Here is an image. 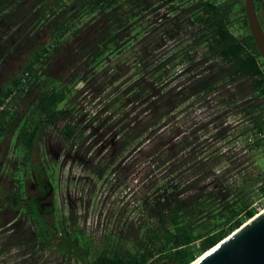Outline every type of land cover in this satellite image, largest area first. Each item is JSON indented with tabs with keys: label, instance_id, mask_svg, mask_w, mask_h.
<instances>
[{
	"label": "trees",
	"instance_id": "16d2710c",
	"mask_svg": "<svg viewBox=\"0 0 264 264\" xmlns=\"http://www.w3.org/2000/svg\"><path fill=\"white\" fill-rule=\"evenodd\" d=\"M236 3L241 35L231 30ZM86 27L79 54L69 51L65 71L53 75L50 63L68 49L66 36L79 41ZM23 45L28 58L0 91V104L14 92L0 110V141L18 130L31 150L39 131L50 128L71 146L82 143L85 130L68 102L74 84L97 83L98 68L106 69L107 83L92 89L99 94L128 74L117 90L124 106L138 102L139 116L116 129L117 150L135 144L145 158L142 194L135 208H121L117 232L106 234L90 260L92 240L74 221L49 222L53 208L26 196L23 182L0 186V264H189L263 208L264 61L243 0H13L4 7L0 0V51ZM22 99L29 102L19 112ZM193 105L212 112L192 128L185 113ZM227 113L234 125L216 123ZM114 158L92 171L112 173ZM121 239L138 252L120 255Z\"/></svg>",
	"mask_w": 264,
	"mask_h": 264
},
{
	"label": "rangeland",
	"instance_id": "374dc122",
	"mask_svg": "<svg viewBox=\"0 0 264 264\" xmlns=\"http://www.w3.org/2000/svg\"><path fill=\"white\" fill-rule=\"evenodd\" d=\"M12 1L3 0V7L10 6ZM262 3H264V0H262ZM260 5L257 4V10ZM234 10L235 14L232 16L233 24L231 30L235 34L241 35L246 29L243 24L242 13L240 12V4L236 3ZM262 11L264 12L263 9ZM71 13L75 16L77 11ZM79 17L81 18L82 16L79 14ZM79 17L74 21H78ZM96 22L94 21L91 25ZM81 24L80 22L78 25ZM84 32L85 34H81V40L79 41H75L74 36H66L64 43L67 44L68 49L50 63V70L53 75L61 74L65 71L62 63H66L67 59H69V51L79 54L80 45L89 38L90 30L86 27ZM43 36L44 32H41L40 38ZM5 52L6 50L0 51V59H2L0 65V91L22 68L29 55L28 48L25 45L22 47L16 46L10 53L5 54ZM97 66L101 67L103 64L98 63ZM66 68H68L67 75L70 76L73 68ZM98 70L99 72L94 76V80L97 83L93 82L92 78H88L86 82L79 80L71 89L72 95L71 93L67 94V96L71 95V99L68 102L74 101V104H76L79 113L77 114V119L85 130L82 143L71 146L69 142L62 139V134L58 129L50 128H43L39 131L35 138L34 147L31 150L23 147L19 140L18 130L8 133L7 137L0 141L3 145V150H7L5 160L8 162L0 171V175L2 171H4V175H8L6 180L0 185L3 189L8 190L7 188H11V182L12 185L13 182L19 185L24 182L26 195L33 194L36 188L31 189L28 186L32 182L31 173L36 174L40 166L44 165L53 185L51 204L54 206V210L45 215L49 222L58 219L59 211H64L65 214L68 213L67 203L72 204L81 200L85 205L87 204L84 208L83 205L78 204L79 213L74 223L76 231H83L92 240L88 254L90 260L105 246L104 239L106 234L115 230V222L121 208L125 204H128L129 210L135 208L138 202L136 199L142 194L140 182L144 174L143 162L145 160L139 151L134 150L135 144H131L121 153L117 150H120L122 140L120 135H116V129L121 127L127 129V127L131 126L128 122H132L134 119L138 120L139 116L138 102H131L128 106H124L122 104L123 96L117 90V88L122 86V81L120 80H124L128 74H124L114 85L107 87L106 91L99 94L95 91L96 94H94L92 89H95L97 85L107 83V77H104L106 69L104 72V69L101 71L98 68ZM27 99H22L16 105L19 112H23L27 107L29 102ZM108 103L110 107L105 110ZM186 104L192 105L188 102ZM210 112H212V109H204L196 105L189 106L185 113L187 124H191L193 128L209 118ZM94 114L99 116L98 121L92 120ZM233 118L234 116L227 113L220 117L216 123L231 126L234 125ZM14 121L18 125L21 121L20 116L18 115ZM29 123L30 120H27V127H30L28 126L31 125ZM48 143H51L54 149L60 150L58 160H55V157L53 158L48 151ZM114 156L112 173L106 172L103 177H98L92 171L91 167L93 165H98L99 161L108 160ZM262 167H264V163H262ZM115 232L113 231V233ZM117 251L120 255L138 252L137 245L133 241L122 239L119 240ZM74 264L86 263L75 261Z\"/></svg>",
	"mask_w": 264,
	"mask_h": 264
},
{
	"label": "water",
	"instance_id": "95a60500",
	"mask_svg": "<svg viewBox=\"0 0 264 264\" xmlns=\"http://www.w3.org/2000/svg\"><path fill=\"white\" fill-rule=\"evenodd\" d=\"M247 26L264 61V30L254 0H243ZM189 264H264V208Z\"/></svg>",
	"mask_w": 264,
	"mask_h": 264
},
{
	"label": "flooded vegetation",
	"instance_id": "af4514ba",
	"mask_svg": "<svg viewBox=\"0 0 264 264\" xmlns=\"http://www.w3.org/2000/svg\"><path fill=\"white\" fill-rule=\"evenodd\" d=\"M254 1H255L256 5L257 4L260 5L262 3V0H254ZM261 8L264 10V3H262V5L259 6L258 10H256V12L259 15L258 19H259L260 23L262 21H264V19H263L264 12L262 11ZM261 26H262V24H261ZM263 26H264V22H263ZM47 146H48V151L50 152V154H52L53 158L55 157V160H58V156L60 155V152H59L60 150L54 149V147L51 143H48ZM6 153H7V150H3V145L0 143V171L2 170V168L4 166H6L8 164L7 160H5ZM8 169L11 170L9 167H8ZM3 172L4 171H2V174L0 175V185L8 177V175H4ZM31 181L32 182L28 186L31 189L36 188V190L33 191V194L26 195L25 185H24V194L26 196H33L38 201V204L42 209L46 206H51L53 208L52 209V211H53L54 206H52V204H51L53 185L50 182L49 173H48V171H46V167L44 165L40 166V168L36 172V174L31 173ZM11 186H12V182H11ZM46 199H48V201H46ZM78 204L83 205V208L87 205V204L85 205L84 202H82L81 200H79L78 202H73L72 204L67 203L66 208H68V213L65 214L64 211H59V217H58L57 221L62 222L64 219H66L67 221H70V222L75 221L77 216H78V213H79V211H78L79 205ZM47 213H49V212H47Z\"/></svg>",
	"mask_w": 264,
	"mask_h": 264
},
{
	"label": "built area",
	"instance_id": "2783aa9c",
	"mask_svg": "<svg viewBox=\"0 0 264 264\" xmlns=\"http://www.w3.org/2000/svg\"><path fill=\"white\" fill-rule=\"evenodd\" d=\"M13 95H14V92H12L11 94H9L8 96L5 97L3 102L0 104V110H2L6 106V104L11 101V99L13 98ZM263 208H264V206H263ZM257 209H259V211H260L262 208L257 207Z\"/></svg>",
	"mask_w": 264,
	"mask_h": 264
}]
</instances>
